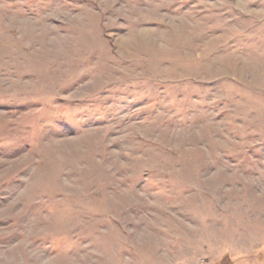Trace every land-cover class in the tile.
<instances>
[{"label":"rangeland","instance_id":"obj_1","mask_svg":"<svg viewBox=\"0 0 264 264\" xmlns=\"http://www.w3.org/2000/svg\"><path fill=\"white\" fill-rule=\"evenodd\" d=\"M0 264H264V0H0Z\"/></svg>","mask_w":264,"mask_h":264}]
</instances>
